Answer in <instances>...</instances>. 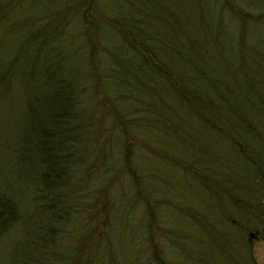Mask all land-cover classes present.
<instances>
[{"label": "rangeland", "instance_id": "rangeland-1", "mask_svg": "<svg viewBox=\"0 0 264 264\" xmlns=\"http://www.w3.org/2000/svg\"><path fill=\"white\" fill-rule=\"evenodd\" d=\"M59 1L62 0H18L14 4L15 0H0V215L14 210L20 215L16 221L12 218L0 220V264H43L39 262L41 256L48 259L47 264H56L53 253L59 257L72 256V247L80 235L75 210H71L70 226H66L73 234H65L59 222L50 220L48 213L53 206L35 201L34 194L41 187L46 190L52 177L63 178L60 163H55L56 159L39 146L45 141L51 148L57 147L62 132H55L53 139L48 132L53 125L55 128L61 126L48 116L58 107L56 97L46 90L50 77L45 74V56L32 66L28 45L18 44L21 33L29 31L26 18L51 9ZM97 1L106 14L141 19L144 35L148 32L158 34L162 42H146L168 66L181 73L184 84L194 85L200 94V101H196L188 93L185 102L167 80L126 47L129 63L126 60L118 71H113L112 77L100 80L110 99L116 92L135 96L150 109L167 114L172 124L171 127L155 125L138 129L139 142L145 147L133 149V161L141 174L140 191L149 198L141 197L135 205L133 194L123 195L120 184L112 188L108 209L114 206L115 195L118 203L111 212L109 244L106 242L109 227L97 226L95 236L105 243L88 249L90 262L87 264H154V249L161 248L162 243L167 244L174 237L169 229L185 233L190 228L189 211H207L220 205L215 192L200 187L183 165L197 163L217 177L233 172L239 175L244 169V160L236 153L235 146L204 122L203 116L218 121L219 118H215L219 113L233 111L251 120L258 130H264V20L246 21L245 32L250 46L239 55L241 23L220 8L221 0ZM242 1L254 5L246 7V12L253 15L264 12V0ZM237 3L234 1V6H239L240 2ZM78 24V18L73 16L68 27V33H72L76 41L80 38ZM124 26L138 30L131 20H126ZM99 29L108 32L109 28L99 26ZM110 32L115 33L112 29ZM247 56L255 59L252 61ZM75 97L74 102L70 101L78 114L71 120L74 125H79L85 116H99L101 109L102 114L105 111L110 114L111 103L104 105L108 97L103 104L100 101L101 106L96 92L83 91ZM124 103L126 105V101ZM78 109H82V116ZM217 125L229 128L225 122L218 121ZM233 126L239 131L233 133V137L251 145L249 132L237 124ZM78 131L76 128L75 135L82 141L74 144L83 148L84 158L79 169L70 171L71 176L83 173L86 163L96 155L95 145L103 144L107 152L118 156L123 138L113 131L109 130L98 143L94 142L92 132ZM146 173L151 175L150 179L148 175L144 177ZM125 177L126 174L121 180ZM42 237L50 243L53 253L48 250L46 254L31 247L30 243ZM248 238L253 258L258 264H264V240L254 232ZM166 257L173 260L169 253Z\"/></svg>", "mask_w": 264, "mask_h": 264}, {"label": "trees", "instance_id": "trees-1", "mask_svg": "<svg viewBox=\"0 0 264 264\" xmlns=\"http://www.w3.org/2000/svg\"><path fill=\"white\" fill-rule=\"evenodd\" d=\"M17 1L15 0L14 4ZM234 1L240 2L241 5L234 6ZM234 1L221 0L220 8L241 23L239 34L242 43L238 52L241 55L243 50H247L250 46L245 32L246 21L264 20V12L257 15L250 14L245 8H253L254 5L246 4L242 0ZM102 5L104 7V4ZM104 11L99 7L97 0H62L47 11L26 18L29 20V24H26L29 31L21 33L18 39L19 46L28 45L32 66L39 62L42 55L45 56V74L50 77L46 83V90L56 97L58 107L57 111L51 112L48 116L53 123L61 126L55 128L53 125V129H49L48 132L52 139L55 132L57 134L62 132L60 145L57 147L51 148L45 141L39 146L56 159L55 163H60L63 178L52 177V183L46 190L41 187L34 194L35 201L41 204L48 202L53 206L48 213L50 220L52 223L59 222L65 234H73L70 227L69 229L66 227L70 224L68 221L71 210H75L78 215L77 226L80 235L72 247V256L59 257L53 253L50 243L43 237L30 243L32 248L40 249L46 254L48 253L46 251L51 250L56 264H60L61 261L64 264L89 263L88 249L97 248L105 243H101V239L95 236L96 227L99 225L109 227L106 241L109 244L111 212L118 203V197L117 195L113 197L115 203L110 209H108V200L111 199L109 193H112L111 190L116 184H120L123 195L133 194L135 205L142 200L141 197L149 198L140 191L141 174L138 173L133 161L135 157L132 153L133 149L137 146L145 147L143 142H139L138 129L155 125L171 127L172 121L167 114L155 108L150 109L135 96L116 92L115 98L110 99L104 92L100 82L102 77L107 79L112 77L113 71H118L126 60L128 62L125 47L134 55H139L149 68L167 80L185 102L188 101V93L193 99L200 101L198 89H194V85L188 87L184 84L181 73L176 68L168 66L146 42L161 41L158 34L148 32V35H144L140 27L141 19L137 17L106 14ZM73 16L79 20L77 27L80 29V38L78 37L77 41L72 33H68ZM126 20L134 21L138 30L126 29V25L124 26ZM18 21L20 24L21 20ZM99 26H106L109 28L108 32L101 31ZM111 29L115 31L114 35L111 34ZM247 57L252 61L255 59ZM59 75L63 77L59 79ZM87 80L91 82L88 83ZM75 86L78 88L75 89ZM83 91L98 93L100 106V101L103 104L108 97L109 101H105L104 105L111 103L110 114H106V111L102 114L101 109L99 116H85L79 125H74L71 120L78 114L73 110L70 101L74 102L75 95ZM123 105L126 108L122 111ZM78 110L79 113L82 111V109ZM127 115L130 117L125 118L124 116ZM217 118L221 123L229 124V128L218 126V121L203 116L204 122L221 132L235 146L236 153L244 160V169L240 170L239 175L233 172L227 173L224 177H217L210 174L207 167H200L197 163L183 165L200 187L211 188L215 192L213 194L219 197L220 205L207 211H189L190 228L185 233L170 228L174 237L167 244L162 243L161 248L154 249V264H258L252 256V245L248 236L254 232L264 240V130H258L251 120L244 119L233 111L219 113L215 119ZM105 120H107L106 124H104ZM234 124L249 132L251 145L233 137V133L239 132ZM76 128L79 129L78 132H92L95 143H98L109 130L113 131L123 138L118 156L107 152L103 144L95 145L96 155L86 163L83 173L79 172L71 176L70 171L74 168L79 169L78 166L83 164L84 158L83 148L80 145L75 147L76 143L74 144L82 141L80 136L75 135ZM57 151L60 154H57ZM124 174L126 177L121 180ZM147 175L146 173L144 177ZM103 177L105 179L102 181ZM19 217L18 212L14 210L4 212L2 217L0 215V220L7 221L12 218L16 221ZM5 229L6 226L3 231ZM144 248L145 244L141 250L143 251ZM167 253L172 261L166 257ZM41 257H38L39 262L47 264L48 259Z\"/></svg>", "mask_w": 264, "mask_h": 264}]
</instances>
